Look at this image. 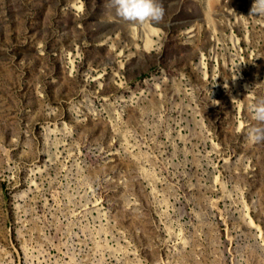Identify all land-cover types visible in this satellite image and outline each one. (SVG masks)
Returning <instances> with one entry per match:
<instances>
[{"label":"rangeland","instance_id":"rangeland-1","mask_svg":"<svg viewBox=\"0 0 264 264\" xmlns=\"http://www.w3.org/2000/svg\"><path fill=\"white\" fill-rule=\"evenodd\" d=\"M253 2L0 0V264H264Z\"/></svg>","mask_w":264,"mask_h":264},{"label":"clouds","instance_id":"clouds-1","mask_svg":"<svg viewBox=\"0 0 264 264\" xmlns=\"http://www.w3.org/2000/svg\"><path fill=\"white\" fill-rule=\"evenodd\" d=\"M109 4L120 18L128 22H159L164 16V8L158 0H109ZM250 15H264V0H254ZM251 108L253 118L264 124V100L253 104ZM246 137L249 142H264V127H250Z\"/></svg>","mask_w":264,"mask_h":264},{"label":"bare ground","instance_id":"bare-ground-1","mask_svg":"<svg viewBox=\"0 0 264 264\" xmlns=\"http://www.w3.org/2000/svg\"><path fill=\"white\" fill-rule=\"evenodd\" d=\"M209 17V16H208ZM211 17V16H210ZM213 19V18H212ZM210 20V19H209ZM152 26V25H151ZM153 27V26H152ZM147 28V27H146ZM158 28V27H157ZM154 29V28H153ZM159 29V28H158ZM133 31V30H132ZM155 32V31H154ZM135 33V32H134ZM147 33V32H146ZM154 34H156V32L154 33ZM136 35V34H135ZM150 35V34H149ZM148 35V36H149ZM151 35H153V32H152V34ZM134 36V35H133ZM145 36H147L146 34H145ZM149 37H147V39H148ZM151 38V37H150ZM152 38H154V37H152ZM150 40V39H149ZM153 40V39H152ZM148 43H149V41H148ZM153 43V42H152ZM156 43V42H155ZM145 44H147V43H145ZM150 45V44H149ZM151 46H153V44L151 45ZM148 47V46H147Z\"/></svg>","mask_w":264,"mask_h":264}]
</instances>
